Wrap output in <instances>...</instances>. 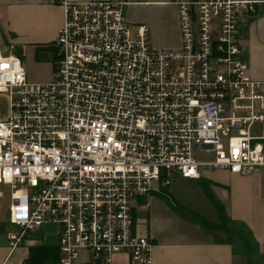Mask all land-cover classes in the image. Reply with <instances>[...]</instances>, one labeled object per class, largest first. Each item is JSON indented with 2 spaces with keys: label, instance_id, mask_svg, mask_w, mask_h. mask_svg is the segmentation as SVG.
Wrapping results in <instances>:
<instances>
[{
  "label": "built area",
  "instance_id": "obj_1",
  "mask_svg": "<svg viewBox=\"0 0 264 264\" xmlns=\"http://www.w3.org/2000/svg\"><path fill=\"white\" fill-rule=\"evenodd\" d=\"M60 1L52 80L30 81L19 56L0 52V198L8 185L18 228L10 246L56 223L59 264H112L118 253L152 264L134 202L162 172L166 185L201 167L264 168V81L238 42L260 0H172L178 48L154 46L149 27L127 18L130 0Z\"/></svg>",
  "mask_w": 264,
  "mask_h": 264
},
{
  "label": "crops",
  "instance_id": "obj_2",
  "mask_svg": "<svg viewBox=\"0 0 264 264\" xmlns=\"http://www.w3.org/2000/svg\"><path fill=\"white\" fill-rule=\"evenodd\" d=\"M127 6V18L149 27L154 46L180 47L178 8L172 0H130ZM256 9L255 15L243 17L238 42L244 50L241 58L249 63L252 78L264 81V0H260ZM63 18L60 0H0V52L17 55L23 63L29 57L30 69H26L30 81L52 80L54 52L49 45L54 43ZM261 134L260 124L255 125L253 135ZM202 168L197 178H184L178 172L170 174L169 190L179 211L153 193L134 202L135 231L153 242L152 264H264V168L248 175ZM158 183H153L152 191ZM213 199L221 202L231 220L246 225L250 231L257 246L249 255L231 244L216 243L196 218L181 213L185 208L195 209L216 220ZM7 223L12 224L0 213V264H26L31 247L58 245L46 244L29 233L12 249ZM112 262L133 264L126 253L114 255Z\"/></svg>",
  "mask_w": 264,
  "mask_h": 264
},
{
  "label": "trees",
  "instance_id": "obj_3",
  "mask_svg": "<svg viewBox=\"0 0 264 264\" xmlns=\"http://www.w3.org/2000/svg\"><path fill=\"white\" fill-rule=\"evenodd\" d=\"M50 49L54 44H50ZM48 46V47H49ZM52 58V62H53ZM166 178L164 172L161 174L160 182L157 187L151 191L163 201H165L173 210L179 211L178 203L169 190V184L163 185L162 181ZM217 209L216 220H210L207 217L197 216V220L203 229L214 236L216 243L231 244L239 249L242 254L249 255L257 246V243L246 225L231 220L227 215L221 202L213 199L212 201ZM60 252L58 245H37L30 248V258L26 264H59Z\"/></svg>",
  "mask_w": 264,
  "mask_h": 264
},
{
  "label": "rangeland",
  "instance_id": "obj_4",
  "mask_svg": "<svg viewBox=\"0 0 264 264\" xmlns=\"http://www.w3.org/2000/svg\"><path fill=\"white\" fill-rule=\"evenodd\" d=\"M127 7H125V14H126V10ZM7 52V51H6ZM45 57L49 58V55L47 53H45ZM24 65L28 68V70L30 69V58L27 57V59H24ZM43 61V59H42ZM7 101L5 98H1L0 99V109L2 110V115L4 116L7 112ZM195 157L197 158V160L199 161H204V160H208L209 158H211V156H207L203 153H199L197 151L194 152ZM202 168V167H201ZM200 168V169H201ZM202 169H206V168H202ZM210 168L206 169L209 170ZM3 194L4 196L2 198H0V213L3 214L6 218L7 221H9V207L11 205V193H10V187L8 185H4L2 188ZM208 193V198L210 197V191H207ZM209 203H210V199H208ZM187 209V210H186ZM181 213L184 216H189L191 218H197V216H201V217H207L210 219V217H208V215H206L205 213L202 212H198L195 209H189V208H185L181 210ZM7 226V231L8 233L10 232H16L18 231V228L16 225L13 224H5ZM59 228L60 225L56 224V223H50V224H45L42 226L41 230H36L35 232H31L30 234H32L35 238H39L42 242H45L46 244H57L59 241Z\"/></svg>",
  "mask_w": 264,
  "mask_h": 264
},
{
  "label": "bare ground",
  "instance_id": "obj_5",
  "mask_svg": "<svg viewBox=\"0 0 264 264\" xmlns=\"http://www.w3.org/2000/svg\"><path fill=\"white\" fill-rule=\"evenodd\" d=\"M221 170V169H220Z\"/></svg>",
  "mask_w": 264,
  "mask_h": 264
}]
</instances>
